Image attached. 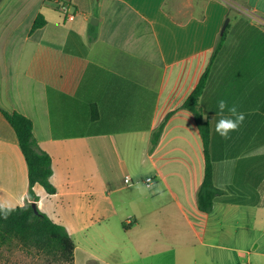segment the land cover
Instances as JSON below:
<instances>
[{
    "label": "crops",
    "instance_id": "0c3cea01",
    "mask_svg": "<svg viewBox=\"0 0 264 264\" xmlns=\"http://www.w3.org/2000/svg\"><path fill=\"white\" fill-rule=\"evenodd\" d=\"M233 4L240 0H2L0 204L31 202L5 110L33 122L52 158L56 194L36 185V204L71 235L73 264H264L259 245L246 247L264 217V0L243 2L247 29L237 42L227 29L199 101L214 185L225 192L209 214L197 198L203 140L182 107L211 66ZM39 16L45 24L32 31ZM221 99L246 117L230 139L215 132ZM40 187L61 198L52 211Z\"/></svg>",
    "mask_w": 264,
    "mask_h": 264
},
{
    "label": "trees",
    "instance_id": "16d2710c",
    "mask_svg": "<svg viewBox=\"0 0 264 264\" xmlns=\"http://www.w3.org/2000/svg\"><path fill=\"white\" fill-rule=\"evenodd\" d=\"M242 1L246 3L247 0ZM44 24L43 17L39 16L33 25L32 31L40 29ZM227 29L224 35L219 38L212 56L211 66L202 75L198 85L182 106L183 109L193 113L203 140L205 175L197 198L199 210L206 214L213 211L216 198L225 195V192L214 185V166L210 155L211 128L208 120L204 118L199 108V101L207 87L212 64L224 46ZM1 111L15 130L21 152L27 163L31 204L13 208L7 218L4 217V211L7 209L0 210V248L18 242L26 248H32L42 254L50 256L58 264H73L75 242L67 229L53 222L39 209L36 214L32 207V203L38 201V197L34 192L36 185L42 186L49 195L56 194V189L51 183V177L53 175L52 158L39 147L34 136V125L30 119L18 112ZM171 115L169 114L166 117L160 128L154 133V146L158 144ZM92 119H98L96 110L93 111Z\"/></svg>",
    "mask_w": 264,
    "mask_h": 264
},
{
    "label": "rangeland",
    "instance_id": "374dc122",
    "mask_svg": "<svg viewBox=\"0 0 264 264\" xmlns=\"http://www.w3.org/2000/svg\"><path fill=\"white\" fill-rule=\"evenodd\" d=\"M233 5L235 7H232V12L229 16L230 24L228 27H230V25L232 27L229 40L231 42H237L241 38L240 35L243 34V32H245L247 29L246 19L243 18V17H247V15L245 14L246 9L244 8L242 0H240L239 5L238 4H233ZM260 21L264 23V20L260 19ZM260 26L262 28V31L264 32V25H260ZM260 132H264V129L263 130L261 129ZM40 190L42 192L41 200L45 205L44 208L47 211H52L53 209H55L56 206L55 203L60 202L61 198L48 196L42 187H40ZM61 193L63 192L61 191ZM86 195L88 196V194ZM26 201L27 199L24 201V203ZM29 204H31V202L25 205H29ZM255 237L257 240H254L253 238L252 240L248 241V245L246 247L247 249H250L252 251V248L255 245H259V248L256 251V253L262 255L263 257L261 258V260L264 261V217L259 216V224L256 227ZM0 264H58V263L54 261L50 256L42 254L32 248H26L18 242H14L11 245H6L0 248Z\"/></svg>",
    "mask_w": 264,
    "mask_h": 264
},
{
    "label": "clouds",
    "instance_id": "9594fccd",
    "mask_svg": "<svg viewBox=\"0 0 264 264\" xmlns=\"http://www.w3.org/2000/svg\"><path fill=\"white\" fill-rule=\"evenodd\" d=\"M218 109L221 118L215 125V132L224 139H230V133L238 131L243 124L246 118L245 113L238 111L237 105H229L224 99L218 101ZM225 112H227L228 115H225ZM157 191L162 198L164 196L163 191L159 188H157ZM4 209H7L4 211V217L7 218L13 208L9 204H0V210Z\"/></svg>",
    "mask_w": 264,
    "mask_h": 264
},
{
    "label": "built area",
    "instance_id": "2783aa9c",
    "mask_svg": "<svg viewBox=\"0 0 264 264\" xmlns=\"http://www.w3.org/2000/svg\"><path fill=\"white\" fill-rule=\"evenodd\" d=\"M58 10L63 15L65 21H73L75 19V13L70 9L67 4H59ZM146 183L147 185H150L152 183V179H148Z\"/></svg>",
    "mask_w": 264,
    "mask_h": 264
},
{
    "label": "water",
    "instance_id": "95a60500",
    "mask_svg": "<svg viewBox=\"0 0 264 264\" xmlns=\"http://www.w3.org/2000/svg\"><path fill=\"white\" fill-rule=\"evenodd\" d=\"M1 2H2V0H0V3H1ZM96 21H97V20L94 19V20H92V23H95ZM229 23H230V19L228 18V19L225 21L224 26H223V28H222L221 36L224 35V33H225V31H226V29H227ZM32 207H33V209H34V212L37 214V213H38V207H37V204H36V203H32Z\"/></svg>",
    "mask_w": 264,
    "mask_h": 264
}]
</instances>
